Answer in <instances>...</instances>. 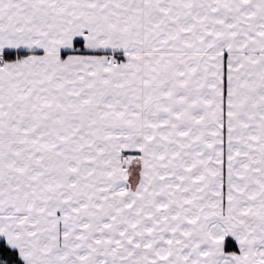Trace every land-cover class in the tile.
Instances as JSON below:
<instances>
[{
    "label": "snow or ice",
    "instance_id": "6c2138e0",
    "mask_svg": "<svg viewBox=\"0 0 264 264\" xmlns=\"http://www.w3.org/2000/svg\"><path fill=\"white\" fill-rule=\"evenodd\" d=\"M0 264H264V0H0Z\"/></svg>",
    "mask_w": 264,
    "mask_h": 264
}]
</instances>
